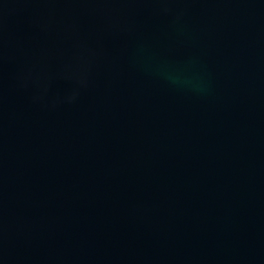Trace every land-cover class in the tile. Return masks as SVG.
Wrapping results in <instances>:
<instances>
[{
	"label": "water",
	"instance_id": "95a60500",
	"mask_svg": "<svg viewBox=\"0 0 264 264\" xmlns=\"http://www.w3.org/2000/svg\"><path fill=\"white\" fill-rule=\"evenodd\" d=\"M0 264H264V0H0Z\"/></svg>",
	"mask_w": 264,
	"mask_h": 264
}]
</instances>
